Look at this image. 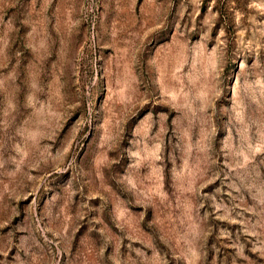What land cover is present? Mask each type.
I'll list each match as a JSON object with an SVG mask.
<instances>
[{"label":"rangeland","instance_id":"1","mask_svg":"<svg viewBox=\"0 0 264 264\" xmlns=\"http://www.w3.org/2000/svg\"><path fill=\"white\" fill-rule=\"evenodd\" d=\"M0 264H264V0H0Z\"/></svg>","mask_w":264,"mask_h":264}]
</instances>
